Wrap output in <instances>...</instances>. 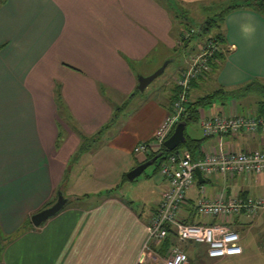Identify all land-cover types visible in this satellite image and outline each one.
Returning a JSON list of instances; mask_svg holds the SVG:
<instances>
[{
	"label": "crops",
	"instance_id": "0c3cea01",
	"mask_svg": "<svg viewBox=\"0 0 264 264\" xmlns=\"http://www.w3.org/2000/svg\"><path fill=\"white\" fill-rule=\"evenodd\" d=\"M228 1L5 0L0 5L2 238L14 235L53 203L60 189L65 190L70 163L87 141L95 140L80 158L99 147L95 166L104 178L120 184L149 153L158 151L135 150L154 140L177 97V79L199 49L190 52L175 81L161 88L160 102L142 106L144 125L134 127L138 118L133 114L127 117L131 121L124 122L122 114L139 93V77L152 75L171 60L172 51L187 45L183 32L188 29L182 28L180 15L183 20L194 19L199 6L220 10ZM244 25L255 31L245 36ZM222 32L226 64L219 61L217 70L194 85L190 101L199 99L198 94L193 98L194 91L213 81L216 90H231L264 80V19L251 10H237L226 17ZM229 103H214L208 116L225 109L230 115H254V106H239L237 99ZM124 104V110L117 112ZM196 140H203L196 160L220 144L227 151H264L262 133ZM251 177L256 178L257 188H264V173L228 178L226 187L219 185L223 177L203 176L205 183L197 178L192 188L196 194L189 196L195 201L200 186L207 192L210 184V197L226 192L228 197L244 193L245 198H264L260 193L253 196L250 185H242L238 192L231 186L237 179L243 184ZM160 179L154 183L155 207L149 212L135 209L134 200L113 195L87 207L71 204L84 201L74 196L57 216L10 242L1 264H142L147 225L168 189L167 181ZM198 253L207 257L203 246Z\"/></svg>",
	"mask_w": 264,
	"mask_h": 264
},
{
	"label": "built area",
	"instance_id": "2783aa9c",
	"mask_svg": "<svg viewBox=\"0 0 264 264\" xmlns=\"http://www.w3.org/2000/svg\"><path fill=\"white\" fill-rule=\"evenodd\" d=\"M218 52H223V48L214 39L207 37L191 59L190 66L177 79L178 94L170 114L162 123L154 140L140 144L135 150L137 153H146L155 147L159 150L173 134L187 113L192 83L210 76L213 72L211 61ZM201 125L204 135L211 138L227 135L236 137L240 134L264 135V118L255 115L220 113L202 118ZM197 170L211 180L220 177L227 180L235 176H258L264 173V151H227L223 144H220L219 148H213L198 160L188 151L170 155L160 170L161 177L167 181L168 189L147 225L148 240L143 256L147 250L150 253L146 261L189 264L185 249L189 244L205 247L206 255L211 260L243 255L242 236L234 223L242 216L255 219L264 214V198H243L239 194L228 197L226 192L210 197L206 188L201 185L198 198L192 201L189 193L196 184ZM197 216L203 220H197ZM188 220L190 222H187ZM192 220L195 222L192 223ZM171 235L176 240L175 245L165 256L156 251L153 256L151 247L164 243Z\"/></svg>",
	"mask_w": 264,
	"mask_h": 264
},
{
	"label": "rangeland",
	"instance_id": "374dc122",
	"mask_svg": "<svg viewBox=\"0 0 264 264\" xmlns=\"http://www.w3.org/2000/svg\"><path fill=\"white\" fill-rule=\"evenodd\" d=\"M177 9V8H176ZM217 9H210L209 7H201L199 6V15L194 16V19L191 17L186 18L183 20V16L180 15L179 18L183 22V27L189 30H186L183 32V36L185 38H189L191 36L190 29L191 30H197L200 29L205 25V23L208 20H211L216 17V13L219 12ZM181 25V26H182ZM198 29V30H199ZM194 32V31H193ZM177 33V32H173ZM190 34V35H189ZM213 35V34H212ZM194 40V41H193ZM206 38L195 36L191 39V42L186 46H179L175 51L171 52V60L170 64L168 65L167 69L165 70V73L158 77L145 92H140L137 94L136 98L132 101V105L128 108V110H125L124 114H122V120L125 121H131V119H128L127 117H130L131 115H135V118H138V123H134L132 121L131 123H134V127H141L144 125L143 119L141 118L143 111L141 110L142 106H145V104H151L154 102V104L157 102L159 103L162 99V93L164 89H161L164 85L169 84L172 81H175V77L177 78V73L182 69V67L186 66V60L191 56L192 52H195L199 47L205 42ZM191 52V53H190ZM167 61V62H169ZM224 61V62H223ZM224 65L226 64V58H224L222 61ZM166 63V62H165ZM164 63V64H165ZM163 64V65H164ZM161 68V67H160ZM159 68V69H160ZM157 69V70H159ZM156 70V71H157ZM247 83L243 85H247ZM241 85V86H243ZM240 87V86H238ZM216 90V86L214 81L211 83H206L202 87L199 88V90L193 92V98L195 99V95L198 94L199 98L203 97L205 95L213 93V91ZM255 93H252V95L249 97H239L236 98L238 101L239 106H245L248 107V104L254 103V95ZM196 98L195 100H197ZM229 99L225 101L229 103ZM220 100H217L215 103H219ZM217 106H220V104H216ZM228 106V105H227ZM253 106H255L253 104ZM124 107V106H123ZM255 109V108H254ZM124 110V108L122 109ZM221 110V109H220ZM243 112V109H241ZM210 112L209 109H204V111L201 114L202 118L205 117H211L208 116ZM224 115H230V110L225 109V112H222ZM127 118V119H126ZM137 121V120H136ZM131 127V126H130ZM187 136L193 138V139H202L204 135L203 127L201 125V120L190 123L187 126L186 129ZM101 144L100 146H102ZM99 147H97L95 150H93L91 153H86L84 157L76 158L70 163L68 174L69 177L66 179L65 185L66 188L63 191V195L65 198L73 199L74 196L82 197L84 200L83 202L76 204L71 203L74 205H81L84 207L97 204L104 199L106 195H113L120 198H123L127 201L134 200V208L137 210H145V212H149L152 208H154V200H156V187L154 185L155 181L161 180L160 173L155 174L157 164H154L153 166L149 167L140 177H138L134 181H125L120 184V182H114L113 179L110 178H104L102 176V172L99 170L97 166H95V163L98 162V156L99 153L97 152ZM158 147H155V150H157ZM179 151L185 150V145H182L178 148ZM96 157V158H95ZM160 161V160H158ZM72 171V172H71ZM70 173H72L70 175ZM67 174V175H68ZM128 174V173H127ZM126 174V177L128 176ZM150 176V177H148ZM128 178V177H127ZM252 178V179H251ZM250 179H245L246 181L242 184V181L240 182L239 179L235 180V184L231 185L235 187V192H238L241 190L240 187L242 185L244 186H252V195L255 196L258 193L261 195L264 194V188L260 187L257 188V181L255 177H251ZM115 179V178H114ZM157 179V180H156ZM228 182L226 180L219 181V185L222 187H226ZM229 185V184H228ZM211 189V185H207V193L209 194V190ZM196 189L190 191V196H194L196 194ZM60 191H58L59 193ZM260 195V196H261ZM90 197V199H89ZM70 205L68 207L74 206ZM261 220L260 222L258 221ZM203 220L202 217L197 216V220ZM206 220V219H204ZM239 221L245 222L247 225L245 228L238 229V231L241 233L242 236V242L241 246L243 247V255L238 257H232L227 259H221V260H213L210 261L208 258L204 255H199L197 251L192 252L193 250H190L191 252L188 253L189 257V264H264V214H260L257 216V219H249L246 216H242L238 218ZM259 222V223H258ZM192 245L190 248L193 249L194 245L199 247V245L196 244H189ZM153 248V247H151ZM159 248V245L155 246V249ZM152 252V255L155 256L154 251L156 250H150ZM158 252V251H156ZM145 256H143L145 259L143 261L146 262L144 264H161V262H156L153 260L146 261V258L148 257V254L150 253L148 250L145 252ZM142 263V264H143Z\"/></svg>",
	"mask_w": 264,
	"mask_h": 264
},
{
	"label": "trees",
	"instance_id": "16d2710c",
	"mask_svg": "<svg viewBox=\"0 0 264 264\" xmlns=\"http://www.w3.org/2000/svg\"><path fill=\"white\" fill-rule=\"evenodd\" d=\"M4 1L5 0H0V5ZM237 10H251V11L257 13L258 15H260L264 19V0H229L224 5V7L220 8L219 12L216 13V17L211 19V20H208L205 23V25L203 27H201L199 30L197 29L195 31V30L190 29V33L192 32L191 36L187 39L185 38V36H183V41L187 42V45H188L191 42V39L194 38L195 36H200V37H204V38L210 37L211 39H214L222 48V46L224 45V42H225L224 33L222 32L223 24L226 21V17L230 13L237 11ZM197 31H198V33H197ZM0 49H2V48H0ZM223 59H224V52H218L214 56L213 60L211 61V66H212L213 72L215 70H217L216 69V67L218 66L217 63L219 61H222ZM200 81L201 80L194 81L192 83V89H193L194 85L198 84ZM252 93H255L254 95H256V96H254L255 98H254L253 104L255 105L254 106L255 109H254L253 113L255 116H259V117L264 118V80L256 79V80L249 82L247 85L236 87V88H233L231 90H227L226 88L221 87L218 90L214 91L213 93L208 94L204 97H201L196 101H190V103L188 104V107H187V113L183 116L181 122H185L188 126L190 123H194V122L201 120L202 119V117L200 115L201 110H204L206 108L213 106L217 100H220V102H225L227 99H229V100L230 99H236V98H239L242 96L243 97H249V95L251 96ZM253 104L250 103L248 107H253ZM123 106L125 107L126 104H124ZM123 108H119L117 112H120ZM114 119H115V117H114ZM227 136H229V135H227ZM186 138H187V142L185 144V151L190 152L192 154V156L194 157V159H196L197 154H199V152L201 150V143L203 142V140H196V139L189 138L187 136V134H186ZM206 138H211V137H206ZM94 141L95 140H93V139L91 142L87 141V144H85V146L82 147V149L78 153L77 157L79 158L83 153L87 152L90 149L89 148L90 145L92 143H94ZM161 152H164V155L159 159L160 161H157L155 163V164L158 163L155 174L160 173V170H161L162 166L164 165V163L166 162L167 158L170 155L179 152V150L177 149L174 152H170L167 149H165V147L163 145V146H161V148L157 152L149 153L145 162L153 159L155 156H157ZM125 181H128L126 176H125ZM59 191L63 192L62 189H60ZM239 195H241L243 198H245L244 193H241ZM229 197H231V196H229ZM56 201H57V199L53 203L49 204L47 207L53 205ZM187 222H190V221L188 220ZM191 222L194 223L195 220H192ZM234 225H235L237 230L241 229V228H245L247 226L246 224H240L238 221H236L234 223ZM30 227H33V224H32V221L29 220L10 238L5 239V238H2V236H0V264L2 263V260H1L2 255L4 253V249L7 247V245L10 242L14 241L16 238H18L21 234H23V232H25ZM175 243H176V240L171 235V237L169 239H167L164 243L159 245V248L155 249V246H153V249L160 252L162 255L165 256L167 251L173 245H175ZM191 246L192 245H188L185 247L187 253H190L191 252L190 250H193L192 252H194V251L198 252L197 246L194 245L193 249L190 248Z\"/></svg>",
	"mask_w": 264,
	"mask_h": 264
},
{
	"label": "water",
	"instance_id": "95a60500",
	"mask_svg": "<svg viewBox=\"0 0 264 264\" xmlns=\"http://www.w3.org/2000/svg\"><path fill=\"white\" fill-rule=\"evenodd\" d=\"M170 64L169 62H166L159 70H157L155 73L148 77L140 76L139 77V91L140 92H145L146 89L161 75L165 73L166 68ZM186 129H187V124L185 122H180L173 134L164 142V147L170 152L176 151L179 147L182 145H185L187 142L186 138ZM164 155V152H161L157 156H155L153 159L146 161L133 170H131L127 175V179L129 181H134L138 177H140L149 167L153 166L162 156ZM197 178L199 180V183L204 184L205 180L203 178L202 172L200 170L196 171ZM69 203V200L65 198L63 195V192L58 193V198L57 201L41 210L40 212L34 214L31 218L32 224L40 228L43 226L47 221H49L51 218H54L57 216L59 213H61L67 204Z\"/></svg>",
	"mask_w": 264,
	"mask_h": 264
},
{
	"label": "clouds",
	"instance_id": "9594fccd",
	"mask_svg": "<svg viewBox=\"0 0 264 264\" xmlns=\"http://www.w3.org/2000/svg\"><path fill=\"white\" fill-rule=\"evenodd\" d=\"M242 31L244 32L245 36H248L252 34L255 31V29L251 25H244L242 27Z\"/></svg>",
	"mask_w": 264,
	"mask_h": 264
},
{
	"label": "bare ground",
	"instance_id": "6f19581e",
	"mask_svg": "<svg viewBox=\"0 0 264 264\" xmlns=\"http://www.w3.org/2000/svg\"><path fill=\"white\" fill-rule=\"evenodd\" d=\"M164 256V255H163Z\"/></svg>",
	"mask_w": 264,
	"mask_h": 264
}]
</instances>
